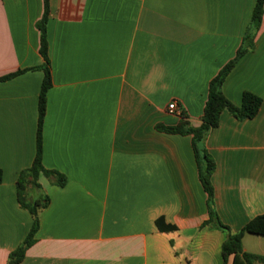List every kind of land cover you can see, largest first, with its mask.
Segmentation results:
<instances>
[{
    "label": "crops",
    "instance_id": "0c3cea01",
    "mask_svg": "<svg viewBox=\"0 0 264 264\" xmlns=\"http://www.w3.org/2000/svg\"><path fill=\"white\" fill-rule=\"evenodd\" d=\"M256 3L49 0L42 160L66 182L41 174L40 187L28 186V202H50L24 258L10 263L33 223L17 180L36 155L44 0H0V77L24 70L0 81V264H225L227 232L204 225L208 193L192 135L163 128L182 119L168 109L173 100L191 125L202 123L211 79L253 35L222 90L236 105L246 91L262 105L253 118L223 111L203 147L216 162L219 219L238 232L264 214V12L252 30ZM160 218L176 229H161ZM250 236L244 249L261 254L248 248Z\"/></svg>",
    "mask_w": 264,
    "mask_h": 264
},
{
    "label": "trees",
    "instance_id": "16d2710c",
    "mask_svg": "<svg viewBox=\"0 0 264 264\" xmlns=\"http://www.w3.org/2000/svg\"><path fill=\"white\" fill-rule=\"evenodd\" d=\"M264 12V0H257L252 16V30L257 29L260 25ZM50 8L49 0H44L43 16L38 22L40 29V52L45 60L44 71L45 76L42 82L40 97H39V124L37 131V147L36 155L30 167L24 169L17 180L18 197L21 205L27 208L33 215V223L29 234L24 242L9 256L10 263L20 262L26 253V250L33 244L35 234L39 229V211L46 207L50 198L41 195L31 202L27 201V188L30 184L40 187L39 177L41 174L45 176H55L57 183L63 186L66 178L58 171L47 169L42 160L43 153V123L47 110V94L52 86V73L49 61V46L47 37V21L49 18ZM254 36L246 35L244 42L237 51L236 56L226 63L218 74L213 77L209 83L208 97L204 106L202 115V123L199 126L191 125L185 118L186 114L182 111V119L178 125L174 127L163 128L168 132H175L181 134H191L193 149L197 158L200 180L204 189L208 193V204L210 210V219L204 225H212L215 223L217 227L227 232V237L222 245V255L225 264H228L231 258V264H264V255L252 253L244 249L243 237L246 233L257 234L264 236V214H260L252 218L240 231L232 232L231 229L225 225L215 213L212 208L214 198V187L212 183V174L216 168L214 158L208 153L206 148L203 147V141L207 133L218 126L223 111H229L238 119L253 118L257 115L261 105L262 98L252 92L246 91L243 93L242 102L240 105L234 104L223 92V83L233 69L237 61L249 50L254 47ZM24 70L11 73L0 77V81L7 80ZM3 179V171L0 169V182ZM157 224L164 230H175L176 226L164 223L162 218L157 220Z\"/></svg>",
    "mask_w": 264,
    "mask_h": 264
},
{
    "label": "rangeland",
    "instance_id": "374dc122",
    "mask_svg": "<svg viewBox=\"0 0 264 264\" xmlns=\"http://www.w3.org/2000/svg\"><path fill=\"white\" fill-rule=\"evenodd\" d=\"M250 237H254V238H252L254 240H250V241L246 240V244H247L248 248H250V250L261 252V254L264 255V251H262V250H264V236L257 235V234H251ZM257 238L263 239V241L259 243L256 240Z\"/></svg>",
    "mask_w": 264,
    "mask_h": 264
},
{
    "label": "built area",
    "instance_id": "2783aa9c",
    "mask_svg": "<svg viewBox=\"0 0 264 264\" xmlns=\"http://www.w3.org/2000/svg\"><path fill=\"white\" fill-rule=\"evenodd\" d=\"M168 109L172 113L182 114V110L180 109V107L178 106V103L175 100H173L169 104Z\"/></svg>",
    "mask_w": 264,
    "mask_h": 264
}]
</instances>
